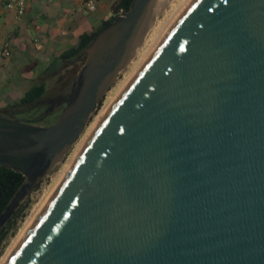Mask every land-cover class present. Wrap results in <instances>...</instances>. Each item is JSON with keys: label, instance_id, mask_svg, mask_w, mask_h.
<instances>
[{"label": "water", "instance_id": "95a60500", "mask_svg": "<svg viewBox=\"0 0 264 264\" xmlns=\"http://www.w3.org/2000/svg\"><path fill=\"white\" fill-rule=\"evenodd\" d=\"M151 1L92 37L39 115L3 110L0 165L24 179L0 230L83 133ZM186 2L5 264H264V0Z\"/></svg>", "mask_w": 264, "mask_h": 264}, {"label": "crops", "instance_id": "0c3cea01", "mask_svg": "<svg viewBox=\"0 0 264 264\" xmlns=\"http://www.w3.org/2000/svg\"><path fill=\"white\" fill-rule=\"evenodd\" d=\"M83 1L26 0L21 19L15 18L13 10L3 9L0 46L7 41L10 55L0 57V106L17 100L28 86L38 83L36 78L50 66L61 65L55 58L77 45L82 33L111 17L112 6L118 0H97L96 9L88 14L80 11ZM23 88L21 95H14Z\"/></svg>", "mask_w": 264, "mask_h": 264}, {"label": "bare ground", "instance_id": "6f19581e", "mask_svg": "<svg viewBox=\"0 0 264 264\" xmlns=\"http://www.w3.org/2000/svg\"><path fill=\"white\" fill-rule=\"evenodd\" d=\"M187 0H173L169 6V9L164 13L163 17L160 20H157L155 25L152 27L151 32L144 40L143 46H141L140 51L137 52V57L135 60H132L129 65L128 70L125 72L124 79L121 83L116 87L113 93L110 94L106 103L101 107L99 112L93 121L86 128L85 132L82 134L78 142L75 144L73 151L71 152L68 161L64 163L59 170V172L53 177L51 184L47 187V189L43 192L40 201L36 205V207L27 215L25 221L17 232L16 236L13 238L12 242L6 249L3 256L0 258V264H5L11 254L14 252L16 247L21 242L23 236L35 221L41 210L45 207L58 185L62 181L66 172L76 159L77 155L89 139L90 135L94 131L95 127L101 121V119L105 116L111 106L114 104L116 99L119 97L121 92L125 89V87L129 84V82L134 78L136 73L139 71L141 66L147 60L149 55L158 45L160 40L166 34V32L170 29V27L175 23V21L181 16L185 7L188 5ZM170 0H152L149 8V12L146 15L145 19L141 23L140 27L137 29V33L132 40V43L139 42L141 40L143 33H145L146 29L151 25L154 17L160 13V11L167 5Z\"/></svg>", "mask_w": 264, "mask_h": 264}, {"label": "trees", "instance_id": "16d2710c", "mask_svg": "<svg viewBox=\"0 0 264 264\" xmlns=\"http://www.w3.org/2000/svg\"><path fill=\"white\" fill-rule=\"evenodd\" d=\"M132 0H118L112 6V15L108 19L102 21L97 27H95L90 32H84L80 35L77 45L68 48L63 51L55 60H60V69L56 71V76L58 77L57 82L62 83L63 88H65L74 75L76 74L79 67L82 65L85 58V49L92 37L101 30L109 21H111L115 16L123 14L130 7ZM76 68L68 69L69 66L75 65ZM61 70H64L60 72ZM60 72V73H59ZM67 73V75L65 74ZM48 84L44 81L38 83H33L28 87L23 95L17 98L13 103L7 104L4 109L9 113H19L29 111V107L32 106L38 99L48 94ZM59 91V90H58ZM33 111L40 114L41 108L35 107ZM33 117V116H32ZM46 120V119H45ZM49 123V122H47ZM24 176L22 173L14 171L8 167L0 165V213L5 208L6 204L10 200L13 193L19 187L23 181ZM25 209V204L23 201L20 203L18 208L14 211L13 215L5 223V225L0 230V247L3 242L7 239L10 233L13 232L17 220L22 216Z\"/></svg>", "mask_w": 264, "mask_h": 264}, {"label": "rangeland", "instance_id": "374dc122", "mask_svg": "<svg viewBox=\"0 0 264 264\" xmlns=\"http://www.w3.org/2000/svg\"><path fill=\"white\" fill-rule=\"evenodd\" d=\"M172 1L173 0H170V2L167 5L164 6V8L160 11V13L157 14L154 17V19L152 20L151 25L148 27V29H146V31H145V33L143 35V38L141 40V43L135 49V52H134L131 60L128 62V64L123 69H121L117 73V76H116L115 80L113 81V83L104 92V94H103V96H102V98H101V100H100V102L98 104L97 109L91 114V116L89 118V121H88V123H87V125H86V127H85V129L83 131V133L85 132V130L89 126V124L93 121V119L96 117V115L99 112V110L101 109V107H103V105L106 103V101L108 100L110 94L114 92V90L116 89V87L124 79L125 72L128 70L129 65L131 64L132 60H135L136 59L137 52L140 51L141 46H143L145 38H147V36L149 35V32H151V29L155 25V23L157 22V20H160L163 17L164 13L169 9V6H170V4H171ZM77 65L78 64L71 65V66L68 67V69L76 68ZM59 67H60V64L59 65L58 64H53L52 66H50V68L47 71L40 73V75L36 78V81L35 82L44 81L45 83L48 84V86H49L48 87L49 92L46 95H55V94L59 93L60 91H62L64 89L63 88V89L60 90V88H62L61 86H63V84L57 82L58 77L56 76V74H57L56 71H58V69H60ZM62 71H64V70H61L60 72H62ZM65 74L67 75V73H65ZM24 90H25L24 88L23 89H19V90H17L14 93V95L15 96H19V95H21L24 92ZM4 106H6V105H4ZM4 106L3 107L0 106V108L3 109L4 111H6L4 109ZM3 110H0V115L8 116ZM57 115H58V111H57V113H53V114L48 115L47 118H46V120L41 121V123L46 124L47 122H51V121H53L57 117ZM82 134H81V136H82ZM80 137H79V139H80ZM78 140L61 157L60 161H58L53 166L52 171L49 174L45 175L39 181V183L29 192V194L25 197V199L23 200V203L25 204V209L23 211L22 216L17 220L13 232L10 233V235L7 237V239L1 245V247H0V258L5 253L6 249L8 248V246L10 245V243L12 242L13 238L16 236L17 232L19 231L20 227L22 226L23 222L25 221L27 215L30 214V212L36 207V205L40 201V198H41L43 192L51 184L53 177L59 172V170L61 169L62 165L68 161V158H69L71 152L73 151V149L75 147V144L78 142Z\"/></svg>", "mask_w": 264, "mask_h": 264}, {"label": "built area", "instance_id": "2783aa9c", "mask_svg": "<svg viewBox=\"0 0 264 264\" xmlns=\"http://www.w3.org/2000/svg\"><path fill=\"white\" fill-rule=\"evenodd\" d=\"M26 0H0V13L3 9L13 10L15 13L16 19H21L25 13L26 9ZM50 1V0H47ZM97 0H84L80 11L84 14L93 12L97 7ZM10 55L9 43L6 41L0 46V57H8Z\"/></svg>", "mask_w": 264, "mask_h": 264}, {"label": "flooded vegetation", "instance_id": "af4514ba", "mask_svg": "<svg viewBox=\"0 0 264 264\" xmlns=\"http://www.w3.org/2000/svg\"><path fill=\"white\" fill-rule=\"evenodd\" d=\"M37 113L33 111V109H30L27 112L17 113V116H19L21 119L31 118L32 116L36 115Z\"/></svg>", "mask_w": 264, "mask_h": 264}]
</instances>
